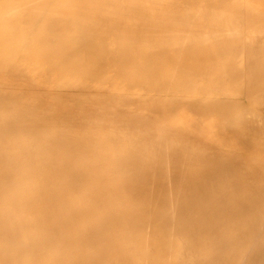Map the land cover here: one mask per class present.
Returning a JSON list of instances; mask_svg holds the SVG:
<instances>
[{"label":"bare ground","instance_id":"6f19581e","mask_svg":"<svg viewBox=\"0 0 264 264\" xmlns=\"http://www.w3.org/2000/svg\"><path fill=\"white\" fill-rule=\"evenodd\" d=\"M0 264H264V0H0Z\"/></svg>","mask_w":264,"mask_h":264}]
</instances>
